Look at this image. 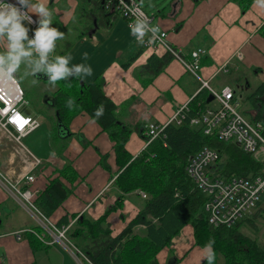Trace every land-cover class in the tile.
I'll return each instance as SVG.
<instances>
[{"label":"crops","instance_id":"obj_1","mask_svg":"<svg viewBox=\"0 0 264 264\" xmlns=\"http://www.w3.org/2000/svg\"><path fill=\"white\" fill-rule=\"evenodd\" d=\"M170 3V6L161 7L157 13H153L154 22H158L166 30L168 41L180 48L184 57L187 58L190 51L195 48L204 50L197 72L213 88L220 89L227 84L220 85L218 76L226 72L229 65L239 70L264 64L262 24L264 9L256 5V0L246 11H241L232 0H198L196 3L194 0H171ZM97 4V0H49L48 7L54 10L51 26L62 32L65 29V38L57 41L55 53L52 55H56L58 49L63 50L67 46L62 55L70 53L73 57L71 64L90 65L93 69L92 76L81 81L88 83L96 76H101L103 91L118 106L119 116L123 121L167 122L174 111L187 103L201 88L200 79L172 56L157 73L152 75L148 70L144 71L146 69H143V66L151 54L161 57L168 52L162 45L144 47L138 44L131 34L129 24L120 14L99 19L100 16L96 14L99 12ZM35 17L38 19L37 15ZM204 27L206 32L199 36L200 29ZM67 29L69 31H66ZM205 35L212 36L210 45H207L209 39ZM198 38H202V42L194 44ZM137 50H140V53L130 60ZM237 51L241 52L240 58L236 56ZM84 53L88 54L87 60L83 59ZM237 62L243 67H237ZM260 76L262 79L259 83L264 80V73ZM254 88L255 86L251 87V91ZM252 108L250 106L244 110L249 117L254 116L251 113ZM35 113V116L25 115L33 116L39 121L38 115L45 117L37 110ZM60 125L66 127L61 122ZM50 126L49 121L46 143L56 158L50 159L49 153L44 151L37 155L32 153L40 159L37 165L31 156H27L22 139L19 141L15 139L14 130L11 127L10 132L1 129V171L12 181L17 182L16 179L20 178L18 176L31 170L34 179L26 182L23 178L17 182V186L22 187L25 184L27 187L25 188L30 192L39 193L48 178L56 175L57 171L54 169L71 163L79 174L78 179L73 183L68 197L49 218L54 222L66 211L84 212L95 218L118 196V190L111 182L117 168L112 155V141L85 111L80 112L69 122L67 132H71L70 135L53 140ZM31 134L32 132L27 134V137ZM80 134L83 142L89 140L90 143L82 144L77 138ZM125 145L135 155L143 148V138L134 130ZM9 146L11 148L8 150ZM3 152L6 157L3 156ZM100 153L108 154L106 160L108 169L100 165ZM10 197L16 204L18 203L13 198V190L0 182V264H51L50 256H46L45 252L51 245H55V242L46 248L36 246L33 249L28 239L29 230L33 228L34 231L42 233L40 230L43 229L34 219V215V218L30 217L31 219L27 220L25 209L21 208L25 216L24 222ZM144 201L137 190L124 194L121 207L111 211L107 216L112 234L123 229ZM180 233L181 239L175 244L170 243L173 246V255H169L170 245L158 253L161 264H204L217 253H209L206 246L194 243L190 224H185L175 236ZM60 243L62 246L57 255L63 258L58 260L59 264H83L82 262L87 264V261H82L84 259L76 253L72 245L65 240ZM58 248L59 246L55 249ZM171 256L174 259L170 260ZM216 264H224V260H219Z\"/></svg>","mask_w":264,"mask_h":264},{"label":"trees","instance_id":"obj_2","mask_svg":"<svg viewBox=\"0 0 264 264\" xmlns=\"http://www.w3.org/2000/svg\"><path fill=\"white\" fill-rule=\"evenodd\" d=\"M232 1L241 11H246L254 0ZM97 2L99 12L96 14L100 16L99 19L119 14L104 10L101 0ZM66 49L67 46L63 50L58 49L56 55H62ZM138 53L140 50L130 60ZM170 57L169 53L161 57L151 54L143 69L153 75L163 69ZM40 74L42 76L38 75L37 78L47 81V76ZM80 81L78 77L58 81L51 98L41 101L47 103L53 113H48L49 108L40 105L37 106L38 113L51 122L52 139L59 135L57 122L66 126L60 125L64 136L70 135L71 132H67L68 124L82 111L99 124L112 141V155L117 168L111 182L118 190V196L95 218L84 212L66 211L56 221H51L49 217L68 197L73 183L78 179L79 174L71 163H66L54 169L56 175L48 178L39 193H32L30 200L56 228L66 227L64 240L82 253L87 264H161L158 253L170 245L172 238L187 223L192 227L194 243L206 246L213 241L212 252L221 253L224 264H264V242L259 240L261 237L257 236V227L252 225L256 223V217L264 221V192L249 216L230 227L213 226L203 209L206 195L196 187L185 170L189 156L208 145L218 151L216 168L222 175L253 176L264 173L263 160L253 158L233 141L220 140L214 134H205L201 128L190 124L192 116L210 105L207 88L202 86L187 101L181 122L166 123L160 136L133 155L126 148V141L134 130L145 138L147 123H129L120 118L118 106L103 91L101 76L88 83L80 84ZM246 97L253 107L251 113L254 116L250 118L263 119L264 80ZM69 99L75 102L72 108L66 106ZM100 104L105 106V113L103 117L96 118L94 111ZM78 138L82 144L90 143L89 140L83 142L81 134ZM99 156L100 165L108 169V154L100 153ZM25 187L23 184L20 189L25 190ZM137 189L146 193L143 205L121 231L112 234L108 214L121 207L125 193ZM29 231L28 239L33 249L49 245L45 242L48 234L43 235V232L34 231L33 228Z\"/></svg>","mask_w":264,"mask_h":264},{"label":"built area","instance_id":"obj_3","mask_svg":"<svg viewBox=\"0 0 264 264\" xmlns=\"http://www.w3.org/2000/svg\"><path fill=\"white\" fill-rule=\"evenodd\" d=\"M5 2L15 3V0H5ZM101 2L104 10L117 11L128 24L132 23L136 16L143 14L149 18L153 26H159V39L153 43L147 42L146 38V43L142 46L156 47L162 45L173 58L182 63L186 70L200 79L201 87L206 86L212 95V99L217 100V106L207 105L192 116L189 121L191 125L201 128L205 134H214L220 140L233 141L243 151L250 153L253 158L264 161V118H250L240 108L239 97L242 94H239V97L236 96L230 85L226 84L220 89H215L208 84L207 80H203L199 76L197 71L200 67V56L204 52L202 48H195L190 51L187 58L184 57L181 49L168 41L166 30L158 22H154L153 14H148L137 0H101ZM30 15L33 20H36L31 13ZM262 24H264V18ZM29 26L31 29L29 38H32L37 24ZM236 56L240 58L241 52L237 51ZM23 94L24 92L15 77H0V129L9 131V127H11L15 132L17 141L39 125V121L35 117L19 111V105L24 100ZM185 107L184 104L177 108L165 123L148 122L144 131L146 137L143 138V148L160 136V132L166 123L170 121L181 122ZM22 121H27V123L22 124ZM27 151L26 154L31 156L37 165L40 159L33 156L29 150ZM217 159L218 151L204 145L189 156L185 170L196 187L206 195L203 209L206 212L208 222L213 226L230 227L243 217L249 216L254 210L257 201L264 192V173H257L253 176L222 175L216 168ZM30 171L18 176L20 178L16 179L17 182L19 183L23 178L26 182L32 181L34 176ZM0 182L11 188L16 193L15 196H21L20 199L24 200L23 204L32 213H35L36 221L45 227L42 234H51L49 239H45L46 243L51 244L65 239L64 229L66 227L56 228L33 205L30 200L32 192L29 189L21 190L16 181L14 182L4 175L1 167ZM137 192L140 196L146 197L144 191L137 189Z\"/></svg>","mask_w":264,"mask_h":264},{"label":"clouds","instance_id":"obj_4","mask_svg":"<svg viewBox=\"0 0 264 264\" xmlns=\"http://www.w3.org/2000/svg\"><path fill=\"white\" fill-rule=\"evenodd\" d=\"M49 0H15V3L0 0V77H15L24 65V77H37L43 73L47 76L49 86L54 89L58 81H66L72 77L84 79L93 74V69L85 63L71 64L73 59L67 55H52L55 53L57 41L65 38L64 32L52 27L53 10L48 7ZM256 5L264 9V0H256ZM30 13H35L38 20H33ZM37 24L34 35L29 38V27L25 25ZM131 34L138 44L155 42L159 39V26H153L149 18L143 14L135 17L129 24ZM83 59H88V54H83ZM33 83L37 80L33 79ZM74 101L69 99L68 108L74 106ZM105 106L100 104L94 111L96 118L103 117ZM210 241L206 248L212 252Z\"/></svg>","mask_w":264,"mask_h":264},{"label":"rangeland","instance_id":"obj_5","mask_svg":"<svg viewBox=\"0 0 264 264\" xmlns=\"http://www.w3.org/2000/svg\"><path fill=\"white\" fill-rule=\"evenodd\" d=\"M33 2H35V0H33ZM138 2L140 4V6L148 14H153V13L155 14V13H157V11L161 7H165L166 8V7L171 5V3H170L171 0H139ZM53 12H54V10H53ZM32 14L34 15V17L36 16L35 13H32ZM80 19H82L81 16H80ZM36 20H38V19L36 18ZM75 22H77V21H75ZM24 23L30 29V26L27 25V22H24ZM205 29H206L205 27L200 29L199 36H201L200 34L203 35L206 32ZM64 31H65V29L63 30V32ZM66 31H69V30L67 29ZM30 33H31V29L29 31V34ZM70 33H71V31H70ZM70 33L68 35H70ZM205 37L207 39H209V41L207 42V45H210V41H211L210 38H212V36L211 35H205ZM167 39H168V37H167ZM197 42H202V38H198L196 41H194V44L197 43ZM3 50H4L3 46H0V51H3ZM231 61H233V60H231ZM237 65H238L237 67H243V65L240 64V62H237ZM24 71H25V67H24V65H21L20 71L15 76L17 82L19 83L20 87L22 88V90L24 92V94H23L24 100L20 103L19 110L23 114H31V115L35 116L36 115L35 110L39 111L37 109V106L40 105V106H43V107H45L47 109L49 108L48 109V113L52 114L53 113V109L51 107H49L47 105V103H45V102L42 103L41 101L42 100L46 101L45 99H50L51 98V92L54 91L55 88L52 89L49 86L48 81H45L43 79H39L37 77L34 78V77H31V76L24 77L23 76V72ZM261 73H264V64H259V65H257L256 67H253V68H251V66L247 67V68L244 67L243 69L240 68L239 70L236 69V68L234 69L232 65H229L228 66V70L226 72L224 71V72L219 74L218 80H220V82H221L220 85H223L225 83L229 84L234 89V91H236V96L239 97V94H242V96L239 97L240 98V108L242 110H245V109H248L250 107V105H251V102H250L249 98L246 97V94L251 91V87L258 85L259 81L262 79L261 76H260ZM33 79H36L37 82L33 83L32 82ZM247 84H248V86H247ZM238 91H240V92L238 93ZM209 104H210V106H217L218 103H217L216 99H211ZM38 117L40 118V121L38 120L40 126L39 125H38L39 127L37 126L38 127L37 130L31 131L32 134L29 135L28 137H27V134H26L25 136H23L21 138L22 139V143L23 144L25 143L24 144L25 148L24 147L23 148H24L25 152H28L27 150H29L31 153L36 154V155L39 154L40 152H43V151L44 152H48L49 153L48 157L53 160L56 157H55L54 153L50 152V150H49V148L47 146V143H46L47 137H48L47 132L49 130V121L47 120L46 117H42V116H39V115H38ZM31 132H29L28 134H30ZM56 136L58 138H60L59 135H56ZM57 137L53 138V140H55ZM77 138H78V136H77ZM36 140H37V142H36ZM78 140H79V138H78ZM31 143H33L32 146H31ZM10 148L11 147L9 146L7 149L9 150ZM3 156L4 157L7 156L5 154V152H3ZM13 194H16V193L13 192ZM13 198L18 202L17 203L18 205H17L13 201V199L11 198L12 201L14 202V204H15V207H16L15 210H18V213H19L20 216H22V220L24 222H25V216H26L27 220L31 219L30 217H33V214H34V216H36L35 213H31L30 210L27 208V206L25 204H23L24 200L20 199L21 196L17 197V196L14 195ZM142 198L145 199L146 197H142ZM21 208L25 209L24 210L25 216L22 213L23 210ZM254 221L256 223H254L252 225L254 227H257L256 228L257 236L261 237V239H259V240H262L264 242V221H263V219L261 217H256L254 219ZM38 224L43 229V230H40V231L43 232L45 230V227L42 224H40V223H38ZM34 227H37V226L34 225ZM182 233H180L179 235H177V236H175L173 238V242H171V245L175 244V242L177 240L181 239V234ZM49 235H51V234H49ZM60 242H62V241H55V245H53V246L51 245V247L46 249L45 254H46V256H50L51 264H59L58 260L63 258V257L57 255L58 252L61 250L60 246H62ZM171 245L169 247V251H170L169 255H173V246H171ZM57 246H59V248L55 249ZM42 251H43V249H42ZM76 253H78V255H80L82 257V259H84L82 261H86V259L83 258L82 253H79L77 251H76ZM172 259H174L173 256H171L170 260H172ZM219 260H223L222 255H221V253H216L212 257H210L208 260H206V262L204 264H216V262H218ZM82 263L85 264V262H82Z\"/></svg>","mask_w":264,"mask_h":264},{"label":"flooded vegetation","instance_id":"obj_6","mask_svg":"<svg viewBox=\"0 0 264 264\" xmlns=\"http://www.w3.org/2000/svg\"><path fill=\"white\" fill-rule=\"evenodd\" d=\"M38 75H39V76H40V75L42 76V74H37V76H38ZM44 95H45V94H44ZM45 100H46V99H45ZM57 123H58V122H57ZM58 132H59V135H60V136H62V137L64 136V132L61 130L60 125L58 126ZM62 132H63V133H62Z\"/></svg>","mask_w":264,"mask_h":264},{"label":"water","instance_id":"obj_7","mask_svg":"<svg viewBox=\"0 0 264 264\" xmlns=\"http://www.w3.org/2000/svg\"><path fill=\"white\" fill-rule=\"evenodd\" d=\"M137 1H139V0H137ZM80 84H83V82L80 81ZM211 99H212V95L209 93L208 96H207V101H209V100H211ZM57 124H58V126H59V125H60V122H58Z\"/></svg>","mask_w":264,"mask_h":264},{"label":"snow or ice","instance_id":"obj_8","mask_svg":"<svg viewBox=\"0 0 264 264\" xmlns=\"http://www.w3.org/2000/svg\"><path fill=\"white\" fill-rule=\"evenodd\" d=\"M23 123H27V121H22V124H23Z\"/></svg>","mask_w":264,"mask_h":264},{"label":"bare ground","instance_id":"obj_9","mask_svg":"<svg viewBox=\"0 0 264 264\" xmlns=\"http://www.w3.org/2000/svg\"><path fill=\"white\" fill-rule=\"evenodd\" d=\"M192 74V73H191ZM193 75V74H192ZM186 104V103H185ZM1 130V129H0ZM65 230V229H64Z\"/></svg>","mask_w":264,"mask_h":264}]
</instances>
